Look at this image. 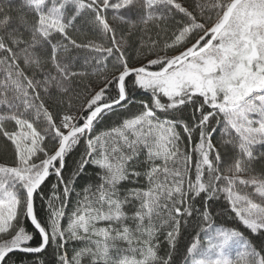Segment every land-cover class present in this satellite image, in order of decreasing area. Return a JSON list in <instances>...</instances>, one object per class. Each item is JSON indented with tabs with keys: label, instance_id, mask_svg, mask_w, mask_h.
Returning <instances> with one entry per match:
<instances>
[{
	"label": "trees",
	"instance_id": "1",
	"mask_svg": "<svg viewBox=\"0 0 264 264\" xmlns=\"http://www.w3.org/2000/svg\"><path fill=\"white\" fill-rule=\"evenodd\" d=\"M54 1L63 4V28L41 19ZM230 1L133 0L118 18L96 0H0V183L20 192L0 252L42 244L25 214V191L65 135L60 117L80 115L76 128L98 105L116 102L123 70H160L217 23ZM218 49L239 60L238 76L206 75L213 78L205 93L192 68L180 69L189 60L160 77L126 76L124 101L69 140L34 194L46 247L11 252L1 264H188L213 229L236 234L244 264H264V228L247 227L233 202L234 192L264 220V132L246 139L220 109L259 86L264 52ZM249 74L260 77L251 86ZM20 123L35 134L32 151L21 155L12 137Z\"/></svg>",
	"mask_w": 264,
	"mask_h": 264
},
{
	"label": "rangeland",
	"instance_id": "2",
	"mask_svg": "<svg viewBox=\"0 0 264 264\" xmlns=\"http://www.w3.org/2000/svg\"><path fill=\"white\" fill-rule=\"evenodd\" d=\"M96 2L99 6L104 8V10L116 8V16L121 18L122 16H127V13L125 11L121 12L120 10L126 7L130 2H133V0H96ZM62 7L63 4H57L56 1L49 4L46 8V12H43L41 15L43 23L49 25V27L63 28L66 13L62 11L64 8ZM82 7V3L77 4L78 10H81ZM225 28V31L221 35V42L217 47L207 49L199 55L189 59L188 65L185 67L186 69L180 68L181 71L184 72H186L188 68L194 70L196 74V83L197 85L203 86V89H201L204 93L212 89L211 79L213 77L207 79L205 77L206 75L212 76L216 72H219L220 77L228 74H232L234 78L238 76L235 70L238 68L239 60L228 58L218 47L225 48L232 46L237 50L241 49L245 54H247V51L252 54L264 52V42L262 41L264 39V0H246L241 3L240 6L233 11ZM231 33H237L241 37H233ZM230 38L232 40H229ZM254 38H259L260 41L256 43L253 41ZM242 41H244V45H242ZM254 50L255 52H253ZM259 79L260 77L257 74H249L246 77L245 83L251 86ZM258 83L259 86H255L252 89L248 88L249 91H246L245 96L240 101L234 104L228 102L220 108L225 111L226 120L232 127L239 126L245 131L244 137L246 139L248 138V133H252L253 131L260 130L264 132V78H261ZM79 117L80 115H63L60 117L59 122L65 134L74 128ZM225 125L226 122H221V131H224ZM34 135V131L29 125H22V123H20L18 133L12 136L16 142L20 155L22 152L30 153L32 151ZM29 169L30 166L27 167L26 171H29ZM22 171L24 170L22 169ZM26 175L28 177L27 172ZM15 177L18 180L17 183L21 184H25L22 180H28L27 177ZM12 183L13 182L0 183V234L7 233L10 223L15 218L20 199L18 198L20 194L19 191L13 192L8 190L7 186ZM27 191H25V200L27 199ZM233 195L235 209L243 223L253 231L261 227L264 228V220L259 216L254 206L246 204V201L240 198L236 193L233 192ZM80 222V229L86 230L89 225L87 218L82 217ZM219 230L213 229L208 235L200 237L198 244L192 250L191 260L188 264H244L240 258V254L236 251V249L240 247L243 248L244 244L236 239V234L234 232L222 229V232H220Z\"/></svg>",
	"mask_w": 264,
	"mask_h": 264
},
{
	"label": "water",
	"instance_id": "3",
	"mask_svg": "<svg viewBox=\"0 0 264 264\" xmlns=\"http://www.w3.org/2000/svg\"><path fill=\"white\" fill-rule=\"evenodd\" d=\"M246 0H231L227 5V8L222 16V18L212 26H210L196 41H194L190 46L180 51L179 53L170 57L164 66L160 70H151L145 66H136L132 68H127L123 70L118 76L117 86L119 90V99L113 103L101 104L95 107L87 116V118L76 128L69 130L62 138L59 146L55 152L47 159L42 171L37 175V177L31 183L27 191V203H26V217L34 227V229L39 233L42 238V244L37 248H32L28 246H8L0 252V264L3 258L11 252H24V253H39L42 251L47 243L48 236L37 223L34 213H33V197L37 189L41 186L45 178L48 176L49 166L53 164L58 158H60L65 151L66 144L74 136L88 132L95 122V120L105 113L106 111L119 106L125 98L124 78L131 74H143L151 77H160L167 73V71L172 67H178L185 63L187 60L199 55L203 51L207 50L215 41L218 34L226 27L228 21L234 9ZM206 41V42H205Z\"/></svg>",
	"mask_w": 264,
	"mask_h": 264
}]
</instances>
